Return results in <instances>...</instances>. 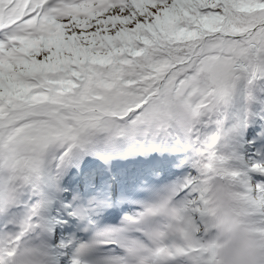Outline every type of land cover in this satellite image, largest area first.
Returning <instances> with one entry per match:
<instances>
[{
  "label": "snow or ice",
  "instance_id": "6c2138e0",
  "mask_svg": "<svg viewBox=\"0 0 264 264\" xmlns=\"http://www.w3.org/2000/svg\"><path fill=\"white\" fill-rule=\"evenodd\" d=\"M0 264H264V0H0Z\"/></svg>",
  "mask_w": 264,
  "mask_h": 264
}]
</instances>
